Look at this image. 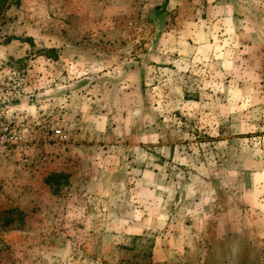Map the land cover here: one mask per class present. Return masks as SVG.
I'll return each instance as SVG.
<instances>
[{
  "label": "rangeland",
  "instance_id": "1",
  "mask_svg": "<svg viewBox=\"0 0 264 264\" xmlns=\"http://www.w3.org/2000/svg\"><path fill=\"white\" fill-rule=\"evenodd\" d=\"M0 264H264V0L10 6Z\"/></svg>",
  "mask_w": 264,
  "mask_h": 264
},
{
  "label": "trees",
  "instance_id": "2",
  "mask_svg": "<svg viewBox=\"0 0 264 264\" xmlns=\"http://www.w3.org/2000/svg\"><path fill=\"white\" fill-rule=\"evenodd\" d=\"M20 0H0V24L4 18L5 12L10 8L12 5H17Z\"/></svg>",
  "mask_w": 264,
  "mask_h": 264
}]
</instances>
